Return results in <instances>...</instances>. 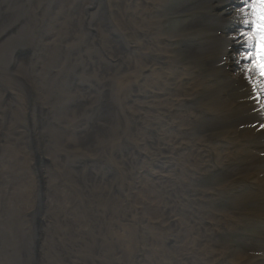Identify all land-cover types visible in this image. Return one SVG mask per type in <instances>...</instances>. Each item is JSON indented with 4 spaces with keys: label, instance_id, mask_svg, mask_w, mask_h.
<instances>
[{
    "label": "rangeland",
    "instance_id": "374dc122",
    "mask_svg": "<svg viewBox=\"0 0 264 264\" xmlns=\"http://www.w3.org/2000/svg\"><path fill=\"white\" fill-rule=\"evenodd\" d=\"M185 1L161 2L147 27L172 38L164 76L146 69L151 78L130 85L127 58L142 55L128 42L142 28L135 20L127 33L125 10L137 0H0V264H203L209 254L264 264V205L250 204L264 190L253 172H230L264 145V131L236 121L258 105L244 39L223 56L229 65L195 56L209 41L195 20H219L226 34L243 4L181 12ZM162 129L184 141L162 153L152 138Z\"/></svg>",
    "mask_w": 264,
    "mask_h": 264
},
{
    "label": "bare ground",
    "instance_id": "6f19581e",
    "mask_svg": "<svg viewBox=\"0 0 264 264\" xmlns=\"http://www.w3.org/2000/svg\"><path fill=\"white\" fill-rule=\"evenodd\" d=\"M132 0H127V2H131ZM165 2V0H137V8L135 12L130 9L129 5H127V9L125 10L126 12V20H127V26L128 30L127 33L129 32V29H131V25L133 21L137 20L139 24V28L136 30V37L138 39V42L133 45L132 42H128V48L127 51L129 53L130 50H135L141 52L142 57L141 58H136V57H128L127 58V79L129 84L131 85L133 82L138 83V81L143 80L146 78L149 80L151 78L150 74L146 73V69H150V71L155 70V74L159 76H164L165 72L164 70L168 69V67L171 65V56L169 52L167 51V44L166 40L170 41L172 38L171 36L168 35V32L163 31V29L157 28L155 32L153 30H147V27H149L154 20H152L151 15L153 14L154 11L157 10V7L160 5V3ZM210 0H186L181 6V12H186L189 9H195L198 6H203V5H208L210 3ZM242 7V6H241ZM237 8L234 7V9L230 10L231 12L228 14L232 19H235V23L237 24L236 28L237 30L230 29L228 33L223 34V24L213 18H208L205 21H202L200 23L199 19L195 20L194 27L195 32L197 29H203L204 33L209 37V41L204 42L201 44V46H198L195 48V56L201 60L203 58L211 68H215L216 66H221V65H229L232 61L230 60V57L228 58L227 63L225 64V57L223 58L224 55H229L232 54L230 51V45L236 42H239L240 39H245L244 37L240 36V33L243 31H246L245 26H244V20H245V15L244 11H242V8ZM229 6H225V9H228ZM3 10V6L1 7V12ZM4 12V11H3ZM124 15V14H123ZM201 25V26H200ZM11 28V27H10ZM8 28V29H10ZM8 29L4 30L7 31ZM144 30V31H143ZM1 39V38H0ZM151 40V41H150ZM150 41V42H149ZM238 60V58H237ZM159 68L158 70H156ZM244 68V67H243ZM234 71L236 73L241 72V70L238 67H234ZM168 77H173L171 74H169ZM142 88L144 87L143 81L141 82ZM152 94L151 91H146L144 95L148 99V96ZM248 97V96H247ZM150 101L148 99L147 105L150 104ZM238 105L241 106L240 110H246L251 108V99L248 97V99L244 96L242 99H240L238 102ZM151 105V104H150ZM254 105V104H253ZM254 113L251 115L246 116L245 118H237L236 121L240 122L241 124H245L247 129L252 130L253 127H256V129H259L260 131H264V127H261V125H264V109H261L259 104L254 105ZM206 114V122L210 123V121L215 118L216 116L214 115V112L212 108L208 110V112H205ZM233 119L235 117L233 116ZM111 123V121L109 122ZM160 124L163 122L160 121ZM17 124V122L15 123ZM18 125V124H17ZM259 126V128L257 127ZM225 125L220 124L217 126V128H224ZM24 126L18 125L17 129L14 130V133H19L20 130H22ZM156 129V128H155ZM229 129V128H227ZM207 130L211 131L214 130V127L212 125L207 127ZM118 132V128L115 130V133ZM161 132H164L162 134L156 133V138L153 136L154 141L158 145L164 146V152L165 153L166 149H175L173 146L174 144L180 142L184 138L179 137L178 135H173L172 133L169 132L170 137H171V143H170V137L167 135V132H165L163 129ZM180 133V132H178ZM160 139V141H158ZM163 140H168V141H163ZM184 141V140H183ZM183 141L180 143L182 144ZM68 145H73L77 146L75 142H69ZM158 147V146H157ZM211 152V151H210ZM261 152H254V158L251 162H248L244 165H238L235 166L231 169V174L234 176H242L247 172H253L251 173L248 177L249 179H255L256 183H261L259 191L264 190V145L262 148V157ZM248 184L253 185L254 181L249 180ZM259 196H255L254 194L251 195V200L250 204L253 203V205H259L262 204L264 205L263 201L257 200L256 197H261L264 200V197H262L264 194L263 193H258ZM253 207H259V206H253ZM261 210V208H260ZM262 211V210H261ZM264 218V215L261 216ZM214 223L213 221H205L204 226L208 229H210L211 226H213ZM216 224L214 225V227ZM217 229V228H216ZM259 229V228H258ZM264 234V228H260V231L257 234ZM255 237L253 236L252 240H254ZM112 247V246H111ZM139 254V253H138ZM254 257L257 260H261V255L260 254H255ZM253 257V254L251 255V258L256 260ZM213 260V262L211 261ZM256 260V263L258 264V261ZM203 264H225L226 260H221V258H215L214 255H207L204 256L203 259Z\"/></svg>",
    "mask_w": 264,
    "mask_h": 264
},
{
    "label": "snow or ice",
    "instance_id": "6c2138e0",
    "mask_svg": "<svg viewBox=\"0 0 264 264\" xmlns=\"http://www.w3.org/2000/svg\"><path fill=\"white\" fill-rule=\"evenodd\" d=\"M244 26L246 31L240 33L244 37L246 51L240 59L246 61L242 71L251 85L250 98L264 109V0H244ZM264 127V125H261Z\"/></svg>",
    "mask_w": 264,
    "mask_h": 264
}]
</instances>
